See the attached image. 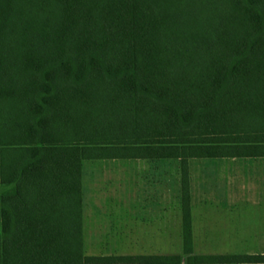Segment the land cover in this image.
Returning a JSON list of instances; mask_svg holds the SVG:
<instances>
[{
  "label": "trees",
  "instance_id": "trees-1",
  "mask_svg": "<svg viewBox=\"0 0 264 264\" xmlns=\"http://www.w3.org/2000/svg\"><path fill=\"white\" fill-rule=\"evenodd\" d=\"M264 157V0H0V264H181L88 257L82 164Z\"/></svg>",
  "mask_w": 264,
  "mask_h": 264
},
{
  "label": "crops",
  "instance_id": "crops-1",
  "mask_svg": "<svg viewBox=\"0 0 264 264\" xmlns=\"http://www.w3.org/2000/svg\"><path fill=\"white\" fill-rule=\"evenodd\" d=\"M177 161L179 163V189L175 194V206L179 214V224H182L181 210V164L179 160L170 159H100L87 160L82 164V212H83V240L85 252V190L86 165L101 162H129L133 164L134 180L130 181L128 203H120L119 213H129L130 237L137 243L139 238H152L151 232L158 228L154 238H168L164 234V214L169 213V170L163 169L164 163ZM199 163V187L193 181L192 165ZM161 165V166H159ZM195 169V168H194ZM193 169V171H194ZM154 172L158 180L155 185L142 180L137 172ZM190 215L192 243L196 245L224 244L231 246V253L199 254L196 256H252L264 255V157L259 158H204L188 160ZM148 175V174H147ZM214 177V181L212 178ZM219 177V179H218ZM222 178V179H221ZM219 181V182H218ZM198 182V181H197ZM221 183L226 188L219 192L215 183ZM213 183V184H211ZM216 183V184H218ZM197 185V186H198ZM124 198V192L118 194ZM127 196V194H125ZM220 197V198H219ZM122 202V201H120ZM97 211V210H96ZM98 212V211H97ZM159 215L161 216L159 219ZM168 217V216H167ZM124 219V218H120ZM159 219V220H158ZM124 221H127L124 219ZM152 222L155 224L152 225ZM157 223V225H156ZM168 231V226H166ZM182 227V226H181ZM143 235H142V233ZM161 235V236H160ZM182 235V228H181ZM147 242V241H146ZM145 242V243H146ZM183 244V235H182ZM255 246V249L252 247ZM249 248V249H248ZM86 255V253H85ZM88 257H136V256H170L147 254L121 255H86ZM237 264V263H227ZM253 264V263H244ZM264 264V263H254Z\"/></svg>",
  "mask_w": 264,
  "mask_h": 264
},
{
  "label": "rangeland",
  "instance_id": "rangeland-1",
  "mask_svg": "<svg viewBox=\"0 0 264 264\" xmlns=\"http://www.w3.org/2000/svg\"><path fill=\"white\" fill-rule=\"evenodd\" d=\"M161 166V165H159ZM195 168V169H194ZM199 163L192 165L193 181L199 184ZM135 167L127 162H101L86 165L85 190L87 193L85 199V253L86 255H121V254H147V255H178L182 258L181 264H186V256L183 254L181 222L179 224V214L175 206L174 196L178 192L179 163L170 161L164 163L163 169L169 170L170 182V207L169 213L164 214V234L168 232V238H154L160 230L154 228L150 235L153 239L139 238L137 243L130 237L129 213H119L117 208L120 203H128L130 181L134 180L132 176ZM194 169V171H193ZM139 178L147 180L148 184L155 185L158 180L154 172H137ZM148 174V175H147ZM219 179V177H218ZM222 179V178H221ZM198 181V182H197ZM214 181V177L212 178ZM219 182V181H218ZM216 182V183H218ZM210 188H216L219 192L226 189L223 184L218 183ZM213 184V183H211ZM196 188L199 187V185ZM124 192V198L118 195ZM127 194V196L125 195ZM220 198V197H219ZM122 201V202H120ZM98 212H97V211ZM168 216V217H167ZM124 218L127 221H124ZM161 216L159 215V219ZM158 219V220H159ZM155 223L152 222V225ZM157 225V223H156ZM168 226V231H166ZM142 233V232H141ZM143 235V233H142ZM161 236V235H160ZM147 241V242H146ZM146 242V243H145ZM255 249V246H252ZM249 249V248H248ZM231 246L224 244L196 245L193 246V253L199 254H222L231 253Z\"/></svg>",
  "mask_w": 264,
  "mask_h": 264
}]
</instances>
